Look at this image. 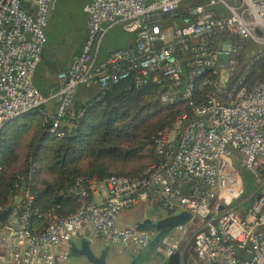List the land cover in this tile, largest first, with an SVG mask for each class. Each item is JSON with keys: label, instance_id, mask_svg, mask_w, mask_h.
<instances>
[{"label": "built area", "instance_id": "1", "mask_svg": "<svg viewBox=\"0 0 264 264\" xmlns=\"http://www.w3.org/2000/svg\"><path fill=\"white\" fill-rule=\"evenodd\" d=\"M56 1L0 0V134L7 122L38 110L51 120V130L64 136L61 124L78 87L108 89L132 73L138 88L164 87V105L183 102L188 109L160 131L158 158L139 176L87 180L76 192L77 210L50 216L40 231L28 228V213L17 210L21 203L0 205V215L14 207L0 229V248L5 249L0 263L56 264L57 247L86 231L120 253L138 251L153 233L120 226L118 217L127 208L158 201L164 215L192 214L163 240L159 254L180 250L189 226L196 225L199 264H264V81L249 88L233 79L245 43L264 44V0H87L81 51L58 74L60 87L43 93L33 75ZM117 23L133 34L131 46L97 62L106 28ZM242 168L256 181L249 206L242 199ZM185 183L190 193L182 190ZM101 188L105 199L93 202L90 195ZM16 216L23 229L12 224Z\"/></svg>", "mask_w": 264, "mask_h": 264}, {"label": "trees", "instance_id": "2", "mask_svg": "<svg viewBox=\"0 0 264 264\" xmlns=\"http://www.w3.org/2000/svg\"><path fill=\"white\" fill-rule=\"evenodd\" d=\"M254 43L247 41L240 50L233 78L242 79L249 88L264 81V49L252 51L253 56L248 53ZM164 91L157 84L136 87L132 73L108 89L101 88L87 102H73L61 124L64 136L53 132L49 117L38 110L9 122L0 134V205L11 200L16 205L15 199L22 196L18 213H28L27 226L36 232L50 216H68L77 210L80 199L76 192L87 180L139 176L158 158L155 145L160 131L188 109L183 102L161 103ZM135 162L137 165H131ZM245 189L242 199L249 206L254 195ZM27 195L33 197L31 202ZM3 224L0 218V227ZM197 233L196 225L189 226L180 248L183 264L191 259L199 264L194 250ZM4 251L0 248V253Z\"/></svg>", "mask_w": 264, "mask_h": 264}, {"label": "water", "instance_id": "3", "mask_svg": "<svg viewBox=\"0 0 264 264\" xmlns=\"http://www.w3.org/2000/svg\"><path fill=\"white\" fill-rule=\"evenodd\" d=\"M52 8L53 6L51 7L50 15ZM226 46L231 48L232 42L228 41ZM221 58L226 60L227 56L222 55ZM182 190L186 193H190L189 183H185L182 186ZM148 203L153 206L154 215L151 214L142 220L138 224L137 228L140 230L151 231L153 233V237L146 247L139 249L137 252H130L128 254L130 259L128 264H157V255H159L162 259V262L159 264H183L184 256L181 249L169 256H164L157 252V248L162 245L163 240L174 228L187 224L191 220L192 214L189 211L183 210L170 215H164L158 201H149ZM13 208V206L7 208L0 215V218L5 221ZM12 224L18 228H24V226L20 223L19 216H16L13 219ZM62 244L66 246L67 251L61 253L64 256L63 259L65 260L74 259V261H80L81 259H84L91 264H109L112 246L110 244L103 246L99 242L95 241L88 231L82 234H73L63 241ZM248 258H251V256L248 255Z\"/></svg>", "mask_w": 264, "mask_h": 264}, {"label": "crops", "instance_id": "4", "mask_svg": "<svg viewBox=\"0 0 264 264\" xmlns=\"http://www.w3.org/2000/svg\"><path fill=\"white\" fill-rule=\"evenodd\" d=\"M60 0L56 1L53 5L52 8V12L51 15L49 17L48 22L50 21V18L52 17V15L54 14V12L56 11V6L58 4ZM83 1V12L86 13V24H87V19H88V13L85 10V5L87 0H82ZM48 25V24H47ZM87 27V26H86ZM47 28V26H46ZM110 31H117L120 32V38L117 40L119 41V43H117L116 41L114 43L115 46L113 45H105L104 48L102 46V40L104 39V37L106 36L107 33H109ZM86 36V35H85ZM85 39V38H84ZM101 40L100 43V55L99 57L96 58L97 62L103 61L105 60L107 57H109L114 51L118 50V49H123V48H128L129 46H131L133 40H134V36L131 33L126 32L121 23H117L113 26H110L108 28H106V31L103 35V38ZM84 42V40H83ZM83 42L80 44V46L78 47V49L76 51H74V53H72L69 58H64V59H59L56 60L55 58H53V60H50V62L48 64L45 65L46 59H47V52H48V40L46 43V46L44 47L43 53H42V60L41 62L38 64L37 68L34 71V75H33V81L34 84L36 85V83H42V85L45 86V88L41 89V91L43 93H49L50 91H53L54 89H57L58 87H60L61 82L58 78V74L61 71L67 70L72 62L74 57L80 52L81 50V46L83 44ZM96 89L97 92L101 89V87L99 85L96 84ZM92 99V98H91ZM90 99L86 98L85 95H83L80 93L79 91V87L77 89L76 95L74 97V101L73 102H87ZM52 105L48 106V110H52ZM106 197L105 195V189L101 188L99 190L98 193H92L90 195V199L93 202H100L102 200H104ZM23 200L22 196H18L15 200L16 204H20ZM153 206L150 205L149 203H145L142 204L140 206L137 207H131V208H127L125 210H128L129 212H125V210H123L119 217H118V224L120 226H124V227H135L137 228L138 224L144 220L146 217H148L149 215H151V212H153L154 215V210H153ZM1 229V227H0ZM92 238L99 242L100 244H102L103 246L107 245L108 243L104 240V238L97 236V237H93ZM66 251V246L64 244H60L57 249H56V254L58 255V262L56 264H91L88 263L87 261H85L84 259L80 260V261H74V259H69V260H65L63 259V256L61 253ZM67 252V251H66ZM130 252H134V251H127V252H123L120 253L118 252L117 248L112 246L111 247V251H110V257H109V264H117L116 263V255L121 254L124 255L123 260H124V264H128L130 262L129 256L128 254ZM137 252V251H135ZM161 257L159 255H157L156 257V262L157 264L161 263ZM2 264V263H0ZM187 264H198L195 259H191L187 262Z\"/></svg>", "mask_w": 264, "mask_h": 264}, {"label": "rangeland", "instance_id": "5", "mask_svg": "<svg viewBox=\"0 0 264 264\" xmlns=\"http://www.w3.org/2000/svg\"><path fill=\"white\" fill-rule=\"evenodd\" d=\"M86 18V13L83 12L82 0H60L58 2L56 11L50 18L47 28H45V33L48 40V54L45 65L48 64L50 60H53V58H55L56 60L69 58V56L78 49L86 35ZM120 36V32L117 31H110L109 33H107L102 40L103 48L106 44L109 46H115L116 43L114 42L116 41L117 43H119V41L117 40L120 38ZM262 49H264V44L254 43L253 46L249 47L248 53L252 54L253 56L254 53H252V51L257 52ZM36 86L40 91L41 89L45 88L42 83L38 84V82L36 83ZM95 86L96 85H81L79 87V91L81 94L83 92V95H85L86 98L91 99L97 93V89ZM146 161H148V159ZM131 165H137V163L135 162ZM131 165L128 166L125 170H129ZM242 170V177L244 179L246 188L249 191L255 190V178L247 170L243 168ZM125 212L129 211L125 210ZM238 213L240 216H243L242 210H240ZM123 257L124 255L121 254L116 255V263L124 264Z\"/></svg>", "mask_w": 264, "mask_h": 264}, {"label": "flooded vegetation", "instance_id": "6", "mask_svg": "<svg viewBox=\"0 0 264 264\" xmlns=\"http://www.w3.org/2000/svg\"><path fill=\"white\" fill-rule=\"evenodd\" d=\"M56 263H57V261H56Z\"/></svg>", "mask_w": 264, "mask_h": 264}]
</instances>
